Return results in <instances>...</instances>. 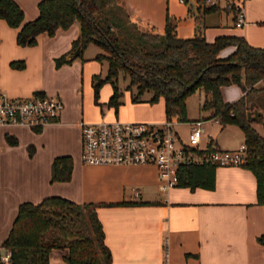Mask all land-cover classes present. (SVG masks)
Here are the masks:
<instances>
[{
  "label": "crops",
  "instance_id": "1",
  "mask_svg": "<svg viewBox=\"0 0 264 264\" xmlns=\"http://www.w3.org/2000/svg\"><path fill=\"white\" fill-rule=\"evenodd\" d=\"M38 1L14 0L23 21L36 17ZM122 2L130 21L159 33L169 21L177 37H192L200 27L208 42L218 35H235L250 46L264 48V0H244L242 27H235L232 14L222 10L203 14L199 25L191 0ZM208 15L214 17L208 20ZM16 31L0 20V92L10 97L54 96L60 99L62 109L53 122L39 129L0 127V241L20 203L36 204L45 197L60 196L77 204L95 205L111 256L109 264H264L263 247L256 241L264 234V207L256 202L255 177L249 169L216 166L212 189L172 186L161 191L152 164L83 163L81 121L160 124L165 120L162 99L134 102L129 91L121 90L120 104L114 108L108 104L112 88L103 83L94 100L91 77L99 73L100 65L93 54H83L85 48L68 58L70 62L56 67L54 60L70 51L78 35L76 22L56 29L51 36L38 34L33 45L17 44ZM232 50L226 47L219 56ZM13 61L23 64L16 68L11 66ZM227 87L220 90L225 102L242 95L240 89L234 96L226 95ZM261 92L256 93L253 103L260 109L264 107ZM251 100L249 96L246 99L248 104ZM217 126V133L214 138L208 136L205 146L211 142L220 150H235L243 143L236 125ZM221 132L231 135V140L219 142ZM60 155L71 158L70 177L65 182H51V161ZM64 256V250L52 249L48 264H65Z\"/></svg>",
  "mask_w": 264,
  "mask_h": 264
},
{
  "label": "trees",
  "instance_id": "2",
  "mask_svg": "<svg viewBox=\"0 0 264 264\" xmlns=\"http://www.w3.org/2000/svg\"><path fill=\"white\" fill-rule=\"evenodd\" d=\"M122 1L39 0L36 17L23 21L22 10L14 0H0V20L17 29L15 40L19 45H33L38 34L51 36L56 29H66L76 22L79 32L69 52L76 48L80 52L89 43L100 50L93 60L106 62V74L104 78L91 77L93 96L96 100L99 87L109 83L112 94L108 104L114 108L120 104L121 89L116 84L119 73L128 77L124 90L130 92L132 101L154 103L161 98L164 118L176 122L187 121L186 96L202 89L205 99L201 109L209 112L207 118L215 119L220 126L234 124L241 130L245 151L240 166L253 173L256 202L264 207V136L253 126L259 124L264 131V119L262 115L254 121L246 117L247 111L264 112V107L260 109L246 101L250 94L264 89V48L250 46L242 36L235 35H218L208 42L200 27L192 37H177L169 21L159 33L130 21ZM215 10L218 9L202 7L194 19L198 23L203 14ZM226 47L233 50L220 57L219 52ZM68 53L54 60L56 67L70 62ZM22 64L11 62L16 68ZM230 84L238 85L242 95L225 102L220 90ZM143 93H149V97L144 99ZM212 148L208 142L199 153ZM215 167L209 163L182 165L177 169L175 186L212 189ZM70 171L69 155L56 156L50 165V181H68ZM256 241L264 254V234ZM52 249L65 251V264L110 263L94 204L48 196L36 204L22 202L17 206L0 241V264H48ZM5 254L7 259L3 260Z\"/></svg>",
  "mask_w": 264,
  "mask_h": 264
},
{
  "label": "built area",
  "instance_id": "3",
  "mask_svg": "<svg viewBox=\"0 0 264 264\" xmlns=\"http://www.w3.org/2000/svg\"><path fill=\"white\" fill-rule=\"evenodd\" d=\"M188 0H179L186 3ZM196 10L212 7L232 14L234 26L245 24L244 0H191ZM62 103L54 96L32 95L10 97L0 92V127L26 126L39 129L55 120ZM174 119L162 123L119 120L80 122V158L88 165L152 164L156 167L159 189L175 186L177 169L182 165L209 163L215 166H238L244 159L242 143L235 150L213 147L199 153V139L203 131L201 120L189 122L187 144L175 147L178 136L172 128ZM7 254L1 258L7 259Z\"/></svg>",
  "mask_w": 264,
  "mask_h": 264
},
{
  "label": "rangeland",
  "instance_id": "4",
  "mask_svg": "<svg viewBox=\"0 0 264 264\" xmlns=\"http://www.w3.org/2000/svg\"><path fill=\"white\" fill-rule=\"evenodd\" d=\"M210 17H214L213 15H208L207 19L209 20ZM100 50L94 45V44H87L85 47V50L83 54H93L95 55ZM100 65L99 73L96 75H99L100 78H104L106 74V67L107 64L105 61L97 62ZM116 84L118 88L121 90H124L125 87L128 84V77L126 75H123V73H119L116 78ZM233 86H229L226 88L227 93H225L228 96H234L239 91V86L235 84H230ZM261 86V84H260ZM133 90V89H132ZM262 91V92H261ZM261 96L264 97V89L261 90ZM255 96L256 94H250L249 97L252 99L251 104H255ZM143 97H149V93H143ZM205 99V94L202 89H196L189 93L185 100H184V107H185V118L187 121L183 122H176L173 125V129L177 132L178 141L175 143V147H178L180 144H187L188 142V133H189V122L192 120L200 119L202 120L201 127L203 129V132L201 133L198 148L204 149L206 140L209 137L214 138L215 134L217 133L219 123L214 122L212 118H207L209 115V112L207 110L201 109V104L203 100ZM257 130L264 136V131L262 126L256 125ZM232 138L231 135H226L223 132H221L220 135L217 136V139L220 141L227 140L230 141ZM3 232V231H2Z\"/></svg>",
  "mask_w": 264,
  "mask_h": 264
},
{
  "label": "water",
  "instance_id": "5",
  "mask_svg": "<svg viewBox=\"0 0 264 264\" xmlns=\"http://www.w3.org/2000/svg\"><path fill=\"white\" fill-rule=\"evenodd\" d=\"M79 54V48H76L74 51H72L69 55H67V58L75 57ZM262 113L261 111L254 110V111H247L246 117L249 121H254L257 119L258 116H260Z\"/></svg>",
  "mask_w": 264,
  "mask_h": 264
}]
</instances>
